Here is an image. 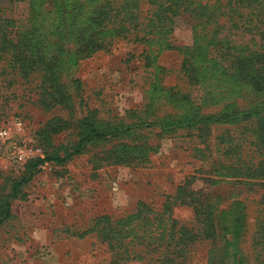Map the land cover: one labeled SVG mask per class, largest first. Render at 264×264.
<instances>
[{
    "label": "rangeland",
    "instance_id": "1",
    "mask_svg": "<svg viewBox=\"0 0 264 264\" xmlns=\"http://www.w3.org/2000/svg\"><path fill=\"white\" fill-rule=\"evenodd\" d=\"M105 1L59 0L61 20L54 0H1L12 34L0 41V264H115L88 232L92 221L126 219L139 208L151 220H175V229L196 228L182 264H264V116L174 126L263 107L264 90L194 43L181 17L167 36L177 49L158 45L157 34L136 41L145 34L135 27L93 45ZM138 10L143 22L149 6ZM235 34L228 35L236 43H259ZM17 51L33 64L27 76L13 70ZM53 94L62 105L45 106ZM86 118L101 130H130L30 170L36 160L70 154ZM140 255L116 264H146Z\"/></svg>",
    "mask_w": 264,
    "mask_h": 264
},
{
    "label": "trees",
    "instance_id": "2",
    "mask_svg": "<svg viewBox=\"0 0 264 264\" xmlns=\"http://www.w3.org/2000/svg\"><path fill=\"white\" fill-rule=\"evenodd\" d=\"M54 1L57 3L62 20V6L59 0ZM201 1L106 0L95 11L99 15L95 19L92 18L96 27L93 28L95 31L92 32L88 41L97 47H101L107 35L126 38L130 34L125 36L123 33L129 32L132 27H135L134 29H138L132 30L133 33L140 31L145 34V36H135L136 41L146 45L153 41L147 36L157 34L158 40L155 42L158 45L164 48L177 49L170 46V43L167 42V36L172 32L176 19L181 17L189 23L194 35V43L203 41V46L210 47V53L213 52L220 63L227 64L230 71L237 70L238 76L244 79L249 77L257 90H264V0H215L213 4H208L209 0L204 4ZM140 2L148 5L150 12L144 17L143 22H139L142 20L141 15H139L140 10H138ZM221 19H224L222 24L219 22ZM10 23L8 18L4 19L0 16L1 42L7 41L12 34L7 29ZM226 26L228 34L230 30H234L235 36H257L259 38L258 44L252 40L257 47L251 48L250 44L236 43L230 39L231 36L228 34L223 36L222 32ZM87 28L83 29L84 34ZM209 34L210 37L208 38ZM11 60L13 66L19 65V68L13 70L21 71V75L27 76L33 65L27 55L17 51L13 53ZM186 62L187 59L184 62V67L187 65ZM254 70L256 74L252 75L251 72ZM60 99L62 98L54 97L53 94L47 104H45L46 99L44 98H42V103L47 107H54L62 105ZM263 116L264 106H259L254 110L242 113H221L216 116L203 117L199 122L188 121L185 124H175L174 126L179 128L193 127L204 122L231 124L259 119ZM82 125L84 127L83 133L70 154L46 156L42 160L34 161L30 170H35L38 165L46 162L62 164L71 155H79L87 144L117 137L130 130V128L101 130L89 118L84 119ZM25 181L23 178L14 183L12 191H17L18 187ZM9 211L10 204L9 201H6L3 206L2 217L7 218ZM150 214V210L139 208L135 215L126 219L99 218V220L92 221V228L88 232L94 233L96 238L107 246L111 253L112 263L141 261L145 257L140 254L145 253L147 256L146 264H182L183 261L180 259L185 258V251L189 248L188 242L194 237L191 230L195 231L196 228L187 229L181 225L180 228L175 229V226L168 224L170 222L174 224L175 220H151ZM155 223H158L159 227H155Z\"/></svg>",
    "mask_w": 264,
    "mask_h": 264
},
{
    "label": "built area",
    "instance_id": "3",
    "mask_svg": "<svg viewBox=\"0 0 264 264\" xmlns=\"http://www.w3.org/2000/svg\"><path fill=\"white\" fill-rule=\"evenodd\" d=\"M5 134V132H1L0 135L3 136Z\"/></svg>",
    "mask_w": 264,
    "mask_h": 264
}]
</instances>
